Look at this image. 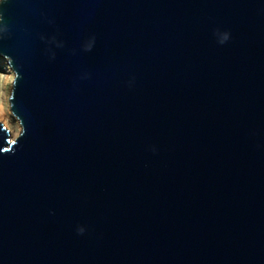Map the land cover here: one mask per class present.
Listing matches in <instances>:
<instances>
[{
  "label": "water",
  "instance_id": "obj_1",
  "mask_svg": "<svg viewBox=\"0 0 264 264\" xmlns=\"http://www.w3.org/2000/svg\"><path fill=\"white\" fill-rule=\"evenodd\" d=\"M0 264H264V0H0Z\"/></svg>",
  "mask_w": 264,
  "mask_h": 264
},
{
  "label": "rangeland",
  "instance_id": "obj_2",
  "mask_svg": "<svg viewBox=\"0 0 264 264\" xmlns=\"http://www.w3.org/2000/svg\"><path fill=\"white\" fill-rule=\"evenodd\" d=\"M0 77L3 79L7 78L6 80H3L0 78L1 79V81H0V96H1L0 101H2L3 96L7 97V99H8V103L5 104V110L7 109L6 113L8 114V123H7L8 125L6 126V124H4V122H1V121L0 122L3 123L8 130L11 131V129H12V131L10 132V135H11V138L14 139L19 134V132L21 130V126L17 132L16 131L14 132V126L16 125L17 122H15V119H14L15 116L14 115L11 116L12 114H9V113H11V109L9 107L10 106L9 97H10L11 90H12L14 73H13L11 67L8 65L7 60L4 57H0Z\"/></svg>",
  "mask_w": 264,
  "mask_h": 264
},
{
  "label": "bare ground",
  "instance_id": "obj_3",
  "mask_svg": "<svg viewBox=\"0 0 264 264\" xmlns=\"http://www.w3.org/2000/svg\"><path fill=\"white\" fill-rule=\"evenodd\" d=\"M8 63V62H7ZM5 67V66H4ZM3 77V76H2ZM1 78V77H0ZM1 79H3V78H1ZM1 79H0V81H1ZM7 78H4L3 80H6ZM7 94V93H6ZM9 97V96H8ZM0 98H1V96H0ZM6 103H8V99H7V97H4L3 96V99H2V101H0V121L1 122H4V124H6V126L8 125L7 123H8V114L6 113V110H5V104ZM10 107V106H9ZM10 112V111H9ZM9 114H12L11 116H13V113H12V111H11V113H9ZM14 119H15V122H17L16 123V125L14 126V132L16 131H18V129L20 128V123L17 121V118L16 117H14ZM14 123V122H13ZM10 131V130H9ZM11 131H12V129H11ZM10 131V132H11Z\"/></svg>",
  "mask_w": 264,
  "mask_h": 264
}]
</instances>
